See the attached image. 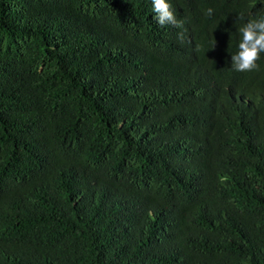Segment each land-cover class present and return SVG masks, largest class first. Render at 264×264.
<instances>
[{
    "label": "trees",
    "instance_id": "16d2710c",
    "mask_svg": "<svg viewBox=\"0 0 264 264\" xmlns=\"http://www.w3.org/2000/svg\"><path fill=\"white\" fill-rule=\"evenodd\" d=\"M167 2L0 0V264H264V0Z\"/></svg>",
    "mask_w": 264,
    "mask_h": 264
},
{
    "label": "clouds",
    "instance_id": "9594fccd",
    "mask_svg": "<svg viewBox=\"0 0 264 264\" xmlns=\"http://www.w3.org/2000/svg\"><path fill=\"white\" fill-rule=\"evenodd\" d=\"M153 19L159 26L174 25L181 27V22L177 20L171 5L167 0H152ZM208 15L212 14V9H208ZM241 39L238 44V52L231 55V67L238 72H249L258 69L257 61L261 53H264V17L260 19H250L238 29ZM181 34V40H182Z\"/></svg>",
    "mask_w": 264,
    "mask_h": 264
}]
</instances>
